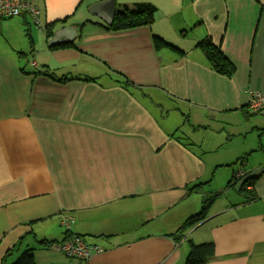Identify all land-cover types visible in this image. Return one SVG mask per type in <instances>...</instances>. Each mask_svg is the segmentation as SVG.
Instances as JSON below:
<instances>
[{
    "label": "crops",
    "instance_id": "obj_1",
    "mask_svg": "<svg viewBox=\"0 0 264 264\" xmlns=\"http://www.w3.org/2000/svg\"><path fill=\"white\" fill-rule=\"evenodd\" d=\"M29 1L43 26L29 14L0 19V264L27 250L35 264H184L189 240L215 243L208 264H264L262 162L225 174L223 202L215 206L217 196L205 220L178 232L209 196L204 187L236 164L207 160L186 138L209 133L197 139L209 152L220 123L252 110L250 90L264 91V0H116L155 10L152 24L120 30L88 11L99 0ZM73 21L77 37L51 49L45 26ZM154 37L184 54L157 49ZM205 38L236 66L232 77L196 47ZM145 97L172 113L159 118L161 105ZM171 115L178 127L161 121ZM250 178L257 198L246 201ZM231 180L243 199L229 195ZM198 182L208 183L192 191ZM63 215L75 217L70 231ZM71 234L103 252L82 261L48 246Z\"/></svg>",
    "mask_w": 264,
    "mask_h": 264
},
{
    "label": "trees",
    "instance_id": "obj_2",
    "mask_svg": "<svg viewBox=\"0 0 264 264\" xmlns=\"http://www.w3.org/2000/svg\"><path fill=\"white\" fill-rule=\"evenodd\" d=\"M68 19H64L60 22H67ZM155 21V10L151 3L148 2H141L137 3L132 7L122 6L117 7V11L115 13L114 21L112 25H104L108 29L113 30H120V29H127L131 27L141 26V25H150ZM89 22V21H87ZM87 22H83L82 25H85ZM57 22H53L47 24L45 26L47 37L53 35L54 28ZM59 23V22H58ZM155 46L157 49L168 48L178 54H184L183 51L175 47L174 45L166 42L162 38L154 37ZM30 42L33 48V41L30 38ZM73 45V43H66L64 46ZM60 46H50L51 49L57 48ZM196 47L200 48L212 68L217 71L218 73L225 75L227 77H232L236 73V66L226 57L223 53L221 48L214 44V42L210 38H205L201 40ZM20 55H23L21 53ZM39 74L42 73L44 75H48L54 78V75L48 71L38 72ZM61 81L67 80V78H60ZM123 84L127 87L133 86V84L125 79ZM261 113V111H260ZM243 164V161L241 162ZM234 179V178H233ZM209 180L208 182H210ZM256 178L248 179L244 186L241 189L242 195L246 199V201H251L257 198L255 192L253 190L247 189L250 185L252 186ZM208 182H198L191 187L192 191H199L202 186ZM233 184V180L228 182V187ZM247 186V187H246ZM220 192H216L211 196H206L201 205V209L198 213L190 216L186 221L180 226L178 232L181 234L186 228L196 225L203 220H205L208 216V211L215 200V198L219 195ZM174 236L177 241L181 240L183 237L182 235ZM189 247V251L186 257L184 264H208L215 258L216 255V246L215 243L212 241L204 242V243H195L192 240H189L187 243ZM12 264H35L34 256L30 253V250H27L18 257V259Z\"/></svg>",
    "mask_w": 264,
    "mask_h": 264
},
{
    "label": "rangeland",
    "instance_id": "obj_3",
    "mask_svg": "<svg viewBox=\"0 0 264 264\" xmlns=\"http://www.w3.org/2000/svg\"><path fill=\"white\" fill-rule=\"evenodd\" d=\"M85 6L82 7V10L79 13V16L81 17L86 11ZM89 18H92L88 15ZM147 102L152 105H161V108L159 109L157 114L159 118L162 117V113L166 114L167 112H171L173 110L170 109V105H164L162 102H158L155 99H150L148 97H145ZM174 113V112H173ZM174 115H171L170 118H166L164 120H161L165 126L168 128L172 127H178L182 123V119L174 120ZM236 121H229L227 123H220V126L224 128L223 132L221 133L220 137L213 136V142L210 141L208 145L213 147L209 152L206 151L204 147H201L198 143L197 139L200 140L203 138L204 135H208L209 133H206L205 131H201L197 136L189 135L190 128L184 127L183 128V135L184 136H190L189 138H186L187 141L194 140L197 144L196 151L199 154H202L205 156L207 160L213 159L215 161H219L218 163H227L230 162V164H233L236 162L235 165L232 166H226L220 171L218 174V178L215 180H212V184L209 187H204L203 194L206 195H213L215 193H208V192H215L220 191L221 187L225 185L227 182L226 175L228 172H231L232 169H239L242 167V161L246 160L245 167H251L254 163H264V116L260 112H256L253 110H250L249 112H245L244 114L235 116ZM214 126H217V124H213ZM204 146V145H203ZM215 154H218V157L212 156ZM240 159V161H239ZM238 161V162H237ZM226 170V171H225ZM227 179L228 176H227ZM226 181V182H224ZM233 186L230 187V189H227V191H232ZM233 192V193H232ZM229 195L235 196L238 195L241 199H243L242 195L235 190L232 191ZM200 193V194H201ZM228 195V196H229ZM218 199L216 200V205L221 204L223 202V190L220 191L218 195ZM20 251H17L14 255L15 260L18 258V254ZM14 260V261H15ZM11 263V262H9Z\"/></svg>",
    "mask_w": 264,
    "mask_h": 264
},
{
    "label": "built area",
    "instance_id": "obj_4",
    "mask_svg": "<svg viewBox=\"0 0 264 264\" xmlns=\"http://www.w3.org/2000/svg\"><path fill=\"white\" fill-rule=\"evenodd\" d=\"M24 14H29L37 26H43L40 19L41 10L31 1L0 0V19L22 16ZM248 94L250 95V108L256 112L264 110V91L250 90ZM243 174V170H239L235 174V178H239ZM74 221V216H62V224L67 231L71 230ZM48 246L52 250L62 253L67 258L82 261H89L104 250L100 244L89 242L85 237L78 234H71L64 240L51 242Z\"/></svg>",
    "mask_w": 264,
    "mask_h": 264
},
{
    "label": "water",
    "instance_id": "obj_5",
    "mask_svg": "<svg viewBox=\"0 0 264 264\" xmlns=\"http://www.w3.org/2000/svg\"><path fill=\"white\" fill-rule=\"evenodd\" d=\"M88 11L102 19L107 25H112L117 11L116 0H99L88 6ZM81 22L73 21L68 26L58 28L48 39V46L59 45L74 40L78 35ZM264 116V110L261 111Z\"/></svg>",
    "mask_w": 264,
    "mask_h": 264
}]
</instances>
